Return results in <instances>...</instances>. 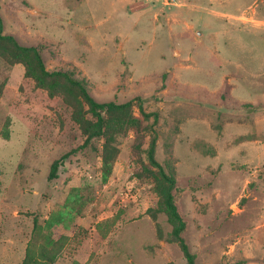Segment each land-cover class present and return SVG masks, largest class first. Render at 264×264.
I'll list each match as a JSON object with an SVG mask.
<instances>
[{
  "label": "rangeland",
  "instance_id": "obj_1",
  "mask_svg": "<svg viewBox=\"0 0 264 264\" xmlns=\"http://www.w3.org/2000/svg\"><path fill=\"white\" fill-rule=\"evenodd\" d=\"M0 14L47 69L131 102L99 121L0 39V264H22L35 220L54 264H187L182 225L196 264H264V0H0Z\"/></svg>",
  "mask_w": 264,
  "mask_h": 264
},
{
  "label": "trees",
  "instance_id": "obj_2",
  "mask_svg": "<svg viewBox=\"0 0 264 264\" xmlns=\"http://www.w3.org/2000/svg\"><path fill=\"white\" fill-rule=\"evenodd\" d=\"M4 28L3 18L0 14V39L3 41H8L12 43V46L17 53H25L30 55L32 58L33 69L36 71L38 76L43 80H62L67 83L70 87H73L77 90L80 97L88 105L89 111L99 120L102 121L105 118V113H113L115 111H123L126 107L130 106L131 102L124 104H117L114 101L100 102L98 101L89 91L85 81L80 80L74 77L69 71L66 70H49L47 69L42 53L37 46H27L22 45L13 35H3L2 31ZM140 108L143 111V106L140 105ZM157 144V137L155 136L151 142L148 149V156L150 162L159 169V172L168 184V192L166 198V204L171 210L172 215L182 221L181 216L177 212V207L173 202V188L175 187L176 180L170 177L164 170L163 166L155 158V150ZM70 153H66L60 158L56 159L52 165L49 172V179H54L58 176V171L61 166L65 164L66 158ZM34 233L32 234L31 239L29 240L26 248L25 257L22 264H54L56 258L59 254L60 247L58 246H49L46 242L47 239L42 237L41 233L38 231L37 220L34 222ZM183 228V225H182ZM181 227L176 230V236L180 240L182 251L187 259V264H196V255L190 250L188 243L180 235ZM40 239L44 241L40 242Z\"/></svg>",
  "mask_w": 264,
  "mask_h": 264
}]
</instances>
